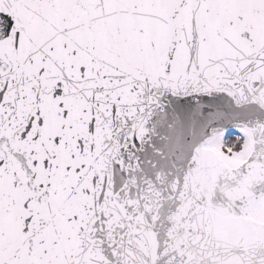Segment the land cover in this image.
I'll use <instances>...</instances> for the list:
<instances>
[{
  "label": "snow or ice",
  "instance_id": "1",
  "mask_svg": "<svg viewBox=\"0 0 264 264\" xmlns=\"http://www.w3.org/2000/svg\"><path fill=\"white\" fill-rule=\"evenodd\" d=\"M0 264H264V0H0Z\"/></svg>",
  "mask_w": 264,
  "mask_h": 264
}]
</instances>
